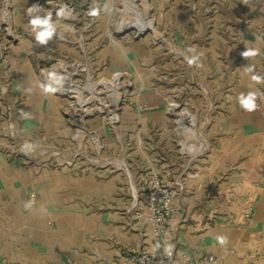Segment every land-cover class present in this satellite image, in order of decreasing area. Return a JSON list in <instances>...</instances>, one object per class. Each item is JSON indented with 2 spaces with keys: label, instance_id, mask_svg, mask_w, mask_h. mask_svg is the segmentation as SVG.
I'll return each mask as SVG.
<instances>
[{
  "label": "crops",
  "instance_id": "1",
  "mask_svg": "<svg viewBox=\"0 0 264 264\" xmlns=\"http://www.w3.org/2000/svg\"><path fill=\"white\" fill-rule=\"evenodd\" d=\"M259 2L264 9V0H152L160 29L177 43L166 48L179 55L167 63V83L182 82V94L193 96L206 141L196 145L199 154L180 149L167 106L142 104L133 113L132 175L106 158L91 167L88 156L76 155L60 99L26 69L15 81L27 136L20 155L0 137V264H132L134 254L156 253L147 219L126 213L134 193L143 210L154 175L167 186L185 184L175 201L177 251L197 252L200 264L209 257L215 264H264V94L261 80L252 79L264 67V38L254 21ZM147 51L136 62H150L159 79L161 67ZM192 57L198 60L189 65ZM15 61L26 64L19 54ZM250 92L257 93L251 111L241 106Z\"/></svg>",
  "mask_w": 264,
  "mask_h": 264
},
{
  "label": "rangeland",
  "instance_id": "2",
  "mask_svg": "<svg viewBox=\"0 0 264 264\" xmlns=\"http://www.w3.org/2000/svg\"><path fill=\"white\" fill-rule=\"evenodd\" d=\"M255 7L254 21L264 38V9L261 2ZM37 18L47 19L53 29L44 43L37 36L45 27L31 24ZM159 23L162 20L152 0H0V137L9 139L7 151L20 155L27 138L21 127L24 100L15 81L29 68L41 88L60 99L59 110L79 157L86 160L88 156L97 166L106 158L112 169L132 175L127 160L136 148L131 138L133 113L142 104L158 102L173 110L176 144L180 149L190 146L194 154L196 145H204L206 137L193 96L182 94V82L167 83L172 78L167 63L175 62L179 55L166 50L177 43ZM104 49L110 50L105 51L108 55ZM142 49L148 50V60L153 57L156 67L162 68L157 73L159 79L153 78L150 62L147 65L139 58L137 64L136 55L140 56ZM18 54L25 66L15 65ZM225 54L221 52V57L226 58ZM262 73L263 69L260 76ZM156 87L162 90L159 94L152 91ZM187 113L192 115L194 128L182 120ZM39 137L43 138L40 132L34 139ZM97 137L103 145H112L108 154L106 149L103 153L94 149L92 138ZM131 182L138 184L133 178ZM148 188L150 191L151 182ZM130 201L132 207L126 213L146 220L150 214L147 200L142 203L143 210L135 193Z\"/></svg>",
  "mask_w": 264,
  "mask_h": 264
},
{
  "label": "built area",
  "instance_id": "3",
  "mask_svg": "<svg viewBox=\"0 0 264 264\" xmlns=\"http://www.w3.org/2000/svg\"><path fill=\"white\" fill-rule=\"evenodd\" d=\"M261 82V90L264 94V67ZM167 110L170 117L175 118L173 110L171 108ZM182 120H184L187 127H195L192 115L189 113H187V116L184 115ZM92 145L97 153H103L106 149L99 137L92 138ZM95 163L96 160L90 159L91 167H97ZM151 187L146 204L150 212L147 221L151 226L153 243L159 250L156 253L142 252L134 254L131 257L132 264H200L196 257L197 252H180L172 245L173 234L181 222V212L175 201L185 191V184L179 181L175 183V186H167L158 176L154 175L151 179ZM251 216V211L245 212L246 220H249ZM207 262L208 264H215L216 260L214 257H209Z\"/></svg>",
  "mask_w": 264,
  "mask_h": 264
},
{
  "label": "clouds",
  "instance_id": "4",
  "mask_svg": "<svg viewBox=\"0 0 264 264\" xmlns=\"http://www.w3.org/2000/svg\"><path fill=\"white\" fill-rule=\"evenodd\" d=\"M63 10H61V13H62ZM61 13H58V15H60ZM31 24L34 25V26H44L45 27V30L44 31H41L38 36H37V39L41 42V43H44L46 42L47 39H49L52 34H53V29L51 26H49L48 24V20L45 19V20H41V19H33L31 20ZM245 56H249V55H255V52H251V51H246L244 53ZM198 60V57H192V58H188V63L189 65H192V64H195ZM253 80L255 81H260L261 78L258 77V76H253L252 77ZM256 96H257V93L255 92H250L248 93L247 95V98H243L244 96L242 95L241 96V106L249 111L251 110H254L255 107H256V104H255V100H256ZM223 242V241H221Z\"/></svg>",
  "mask_w": 264,
  "mask_h": 264
},
{
  "label": "water",
  "instance_id": "5",
  "mask_svg": "<svg viewBox=\"0 0 264 264\" xmlns=\"http://www.w3.org/2000/svg\"><path fill=\"white\" fill-rule=\"evenodd\" d=\"M117 103H120V102H117Z\"/></svg>",
  "mask_w": 264,
  "mask_h": 264
}]
</instances>
